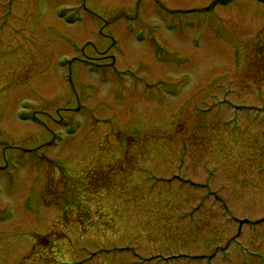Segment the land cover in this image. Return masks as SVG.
Here are the masks:
<instances>
[{"label": "rangeland", "instance_id": "374dc122", "mask_svg": "<svg viewBox=\"0 0 264 264\" xmlns=\"http://www.w3.org/2000/svg\"><path fill=\"white\" fill-rule=\"evenodd\" d=\"M0 264H264V0H0Z\"/></svg>", "mask_w": 264, "mask_h": 264}]
</instances>
